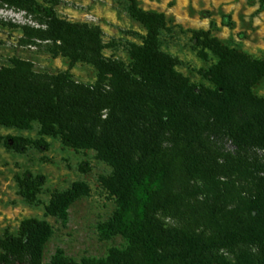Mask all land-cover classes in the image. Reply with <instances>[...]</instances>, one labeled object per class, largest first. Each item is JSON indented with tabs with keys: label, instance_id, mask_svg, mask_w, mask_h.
Returning <instances> with one entry per match:
<instances>
[{
	"label": "trees",
	"instance_id": "obj_1",
	"mask_svg": "<svg viewBox=\"0 0 264 264\" xmlns=\"http://www.w3.org/2000/svg\"><path fill=\"white\" fill-rule=\"evenodd\" d=\"M126 1L129 16L146 31L140 44L130 45L129 65L100 54L98 29L63 20L37 0H0L41 14L48 39L59 42L70 66L89 61L98 72L94 86L85 87L69 69L42 75L19 59L1 67L0 126L39 125L38 139L12 137L5 145L23 151L54 137L94 150L112 166L116 210L101 231L106 238L122 236L127 246L79 264H264V97L253 91L264 78V60L222 44L210 31H193L199 56L216 57L201 71L209 86L195 85L160 48L161 32L171 30L165 15ZM16 183L20 196L34 202L43 177L25 171ZM88 192L84 182H74L52 194L45 214L66 225L69 207ZM198 196L204 208L196 215L208 235L164 227L161 212L181 211ZM52 234L46 220H23L16 236L0 238V264H43ZM222 248L242 251L234 263L211 259ZM50 264L77 263L58 250Z\"/></svg>",
	"mask_w": 264,
	"mask_h": 264
},
{
	"label": "rangeland",
	"instance_id": "obj_2",
	"mask_svg": "<svg viewBox=\"0 0 264 264\" xmlns=\"http://www.w3.org/2000/svg\"><path fill=\"white\" fill-rule=\"evenodd\" d=\"M37 1L52 8L63 20L98 29L102 44L100 54L124 65L132 62L130 45L140 44L146 33L143 26L129 16L126 0ZM137 1L140 8L165 15L171 30L161 32L160 48L179 61L178 72L195 85L209 86L201 71L215 63L216 57L211 53L207 60L199 56L193 31H210L222 44L264 60V0ZM48 37L41 14L0 4V68L9 67L13 60L19 59L30 63L37 74L52 76L69 69L75 83L94 86L98 74L96 66L81 60L70 66V58L61 52L59 42ZM253 91L264 97V78ZM38 130L37 122L30 130L0 126V238L16 236L23 220L36 218L46 220L53 229L44 247L43 264H50L58 250L77 264L83 258H106L112 249L124 250L125 238L120 235L106 238L101 231L116 210L112 166L96 151L76 150L54 137L44 138L46 146H28L23 151L5 145V142L11 143L10 138L18 136L36 140ZM225 148L234 152L230 142ZM25 171L43 177L41 191L34 202L26 201L19 194L16 176ZM74 182H84L89 192L69 207L68 220L63 225L56 217L46 215L45 208L53 193L67 190ZM203 201L202 196L193 197L190 207L161 212L158 218L168 229H195L197 233L208 235V225L196 215L204 208ZM241 251L242 248H222L214 250L210 257L234 263Z\"/></svg>",
	"mask_w": 264,
	"mask_h": 264
}]
</instances>
